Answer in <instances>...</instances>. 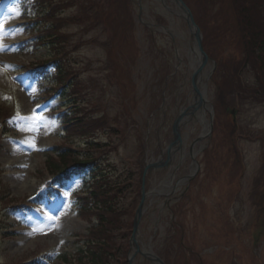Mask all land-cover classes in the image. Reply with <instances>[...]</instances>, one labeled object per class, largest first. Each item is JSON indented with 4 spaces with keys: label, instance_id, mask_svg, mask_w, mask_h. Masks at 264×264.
<instances>
[{
    "label": "rangeland",
    "instance_id": "1",
    "mask_svg": "<svg viewBox=\"0 0 264 264\" xmlns=\"http://www.w3.org/2000/svg\"><path fill=\"white\" fill-rule=\"evenodd\" d=\"M134 1L139 8H137L138 20L136 19L138 48L136 57L137 54L138 57L130 76L132 75L134 84L137 83L138 97H141V101H136L139 114L131 112L130 109L129 122L131 123L133 119V121H138V124H141L140 117H144L146 123L141 129L145 135H148V133L154 132L155 121L156 123L160 121L158 125L162 129L165 114L167 119L174 120L179 116L180 111L189 105L190 100L186 92L191 89L188 85L190 78H188L183 62L187 63L190 45L194 41L185 21L180 18V14L176 12L171 2L163 3L160 0ZM8 2L6 13L3 18H0L2 21V30L0 31V106L6 102L17 111L18 129L13 138L3 136L0 145L4 146L11 141L17 146L12 147V149L22 153L25 159L11 165L13 161L10 159L13 155H8L4 149L0 151V170L4 171L0 174V181L9 183V198H22L34 193L37 187H44L49 180L43 165L49 156L48 148L62 143L59 132V115L62 109L57 108V112L50 118L46 116L49 115V109L63 103H60L59 99L41 102L43 96L39 92L44 90L46 83L30 80L29 71L22 70L24 66L32 62L31 60L43 57L46 53L41 48L30 58H21L16 54L17 47L12 46L13 40L19 39L18 42H21L31 35L24 33L21 27L24 20L21 17V10L16 6L17 0H8ZM54 2L55 0H53ZM58 12L61 16L72 17L74 15L80 16L82 10L78 11L77 6H71ZM155 16L165 20L164 28H158L154 24L153 17ZM213 16L215 18L214 12ZM9 21L12 25L20 26L12 28V30L4 29L6 22ZM216 22L217 19L215 18L212 27L216 26ZM199 25L202 26L201 23ZM62 26L61 30L65 34L75 33V36L72 37L74 43L80 40L86 44L79 51L72 53L73 57L80 63L77 67L79 76L85 79L88 89L93 90L99 112L108 115L111 126L121 133L125 118H120L122 115L120 104L124 100V95L122 92H118V87L114 83L115 87L109 86V82L106 81L109 77L107 69L104 75L97 73L105 70L104 64L108 63L109 55H106L105 51L104 56L99 45H89L85 42L89 40L90 33L85 34L79 29L80 27H74V25L63 23ZM134 46V42L126 38L124 45L116 49V54L125 69L126 62L131 66L134 63L129 56ZM230 47L228 46V48ZM218 58L219 56L216 58L217 62ZM69 59L73 62L72 58ZM207 64L205 70L209 68L210 71L205 85L210 84L211 87L206 92L207 100L210 102L213 96V80L211 83L209 82L215 68L210 61ZM167 65L169 71L172 68L181 67L180 71L184 78L177 84L175 95L177 92L179 95L185 94V97L182 95L168 109L166 108L168 100L166 104H163L162 100L158 104L162 91L158 79L163 74L161 69L166 68ZM114 68L118 69L117 73L122 76L123 72L120 71V68ZM177 71L179 72V70ZM138 72H140L139 78L136 76ZM6 73L12 74L16 82L12 83L8 80V76H5ZM156 101L157 104H155ZM129 102L127 101V107L131 108ZM157 105L159 106L154 110ZM238 105L240 110L235 114L240 128L238 148L242 152L246 170L240 181L241 189L237 196V202L234 204L229 202V194L237 187L236 171L230 166L231 161L227 158V154L224 156V144L217 145V149L214 146L208 159L205 160L203 157L199 159L201 162L200 171L202 172L191 184L189 196L193 202H189L190 199H188L185 208L181 207V210L175 211L178 216L176 218V231L172 230L175 246H171V259L177 258L176 245L181 243L183 252L178 254L182 261H186V264H226L229 257L233 264H236L235 258L237 256L235 253L238 255V264H248L250 260L253 261L251 264H264V240L258 245V235L264 231V216L261 215L264 213V207L261 203L257 205V202L264 201V195L258 194L259 190L253 193L257 190L256 182L262 181L264 178V106H256L258 104L249 103L245 100H242V104L239 102ZM205 116L207 119V115ZM165 131L166 128L160 130L159 137ZM203 131L204 125L200 118L192 115L187 117L181 128L183 155L188 154L193 146L195 148L201 147L198 153L203 150L209 139L206 137L196 143V139L201 136ZM7 133L11 134L12 130L8 129ZM73 140L79 145L78 149L85 151L83 141L76 138ZM98 140L102 143H109L113 149L112 152L102 156L101 160H108L109 164L115 167L117 174L124 171L134 174V185L136 186L140 171L137 165L140 145L138 131L134 129L124 142L120 135H115L109 131L99 133ZM169 143L168 140L166 146ZM180 156L178 153L174 154L172 164L168 169L158 170L151 174L149 190L156 188L170 174H173V185L190 175L194 162H191L189 157L181 161ZM15 166H18V169H13ZM81 185H83V179H74L69 184L67 192L61 195L60 200L55 199L49 205L45 202L32 213L26 214L25 217L20 214H7V227L1 222L6 212L1 211L0 234L4 231L14 234L5 239H0V264L8 263L11 260L17 261L21 258L27 259L31 253L38 251L47 252L51 258L54 257L53 261H48L47 264H58L59 261L55 259L57 255L66 252L72 253L78 249L81 243L77 242V236L86 234L88 224L83 222L69 206L74 199V193L70 186L79 188ZM186 185L187 182L183 181V185L178 186L176 192L171 193L168 197L164 196L165 198L163 196L148 197L145 204L146 211L138 233V247H140L141 252L155 254L159 251L167 237L165 232L169 226L168 221H171L170 218L173 217L172 215L169 216L170 212L166 210L164 204L168 201L174 209L178 208L177 206L182 201H177L175 198L182 194ZM135 198L138 202L137 195ZM255 236L257 244L253 243ZM24 264H29V261ZM134 264L152 263L145 256L136 255Z\"/></svg>",
    "mask_w": 264,
    "mask_h": 264
},
{
    "label": "trees",
    "instance_id": "2",
    "mask_svg": "<svg viewBox=\"0 0 264 264\" xmlns=\"http://www.w3.org/2000/svg\"><path fill=\"white\" fill-rule=\"evenodd\" d=\"M75 1L64 0L61 5L64 3L71 5ZM183 1L191 9L201 13L202 17L195 13L198 19L196 21L197 23H202L200 27L204 33L206 32V39H209L206 43V49L212 57H220L223 54V49L231 46L230 48L240 58L243 57V60L250 66L251 70L262 74L258 78L259 83L257 86H244L236 72L240 61L235 56H231L223 62L225 73L219 75V80H214L215 104L217 109H222L220 112L222 119L221 117L217 119V125L213 132V142L216 145L224 144V156L227 154V158L231 161L230 166H232V169L234 168L236 172H240L242 169V158L232 146V140L235 139V127L230 121L229 124L227 122L224 123L222 127V120H225L224 117H226L223 110L229 103H233L235 95L240 99H248L252 102L264 101V0ZM59 2L54 5L52 0H36L37 6L40 7L37 8L36 13L38 23L33 26V29L38 32H47V37L43 39L49 41V46L53 51H51L52 58L58 57L53 49H58L65 41L63 35L55 31L56 27L54 25L57 21H60L54 14ZM87 6L89 11L96 10L97 17L95 20L97 25L99 21L107 25L110 22L117 24L119 14L122 15V33L126 36L130 34L133 27L131 0H85L84 3H80L82 10L87 9ZM212 11L217 19L214 27H210L212 25L210 19H215ZM207 17H210V19L206 22ZM47 38H50V40ZM41 43L42 41L39 42V44ZM49 58H51V55H49ZM67 70L61 64L57 65L53 80L55 84L54 90L64 83L69 85L70 81L69 87L72 94L79 97L75 92L74 83H72V80L78 83L75 74L71 70ZM69 96L72 97L70 94ZM73 98V102L76 103L75 100L77 99ZM79 104L77 103L73 107V114H68L64 117V123H72L71 126L66 128L69 134L94 135L98 130L108 126L109 118L107 116L103 115L92 120L86 115L89 112H93H88L86 108L80 107ZM67 113H70V108H68ZM227 125H230V131L226 134L225 127ZM73 154L68 148L57 149L58 160L57 162L51 161L48 163L49 173L51 175L57 174L65 167L76 165L78 159ZM125 190L127 188L123 184L111 181L108 176H101L91 186L86 187L80 199L78 211L84 217L94 216L96 225L89 230L84 244L78 250L62 255L61 261L63 264H126L127 246L124 247L120 242L129 237L132 224L127 221V217L132 216V212L126 202L127 197L124 196ZM167 232L171 233L170 229ZM170 238L172 241L173 236ZM168 242V240L165 241L164 250L161 253L164 252L163 258L170 262V255L166 250L169 246ZM174 264H183V261L178 257L175 259Z\"/></svg>",
    "mask_w": 264,
    "mask_h": 264
},
{
    "label": "bare ground",
    "instance_id": "3",
    "mask_svg": "<svg viewBox=\"0 0 264 264\" xmlns=\"http://www.w3.org/2000/svg\"><path fill=\"white\" fill-rule=\"evenodd\" d=\"M195 47L193 44L190 45V51H189V61H190V71L191 73H193L199 66V58L197 56V53L195 51ZM204 78H206V74L205 73H202L199 75L198 79H197V82H196V89L194 90V95L193 97L191 98V104L192 105H195L196 102L199 100V96L202 98V104L201 106H199V109L194 113V115L192 116H196L198 118H200V120L205 124V128H204V132L203 134L205 133L206 131V128H208V124L207 122L204 121V118H203V113H204V108L205 106H207V102L205 101V96H204V90H203V87H204ZM197 93H200L199 95ZM208 109V107L206 108V110ZM199 111V112H198ZM183 158H186V155H184ZM181 184V182L179 183ZM156 192V191H155ZM157 193V192H156ZM153 195V193H152Z\"/></svg>",
    "mask_w": 264,
    "mask_h": 264
},
{
    "label": "water",
    "instance_id": "4",
    "mask_svg": "<svg viewBox=\"0 0 264 264\" xmlns=\"http://www.w3.org/2000/svg\"><path fill=\"white\" fill-rule=\"evenodd\" d=\"M176 3L179 2V0H175ZM188 15V19L187 21L192 25V35H193V38L195 39V43L198 47V50H199V53L203 56V64H205V60H206V57L205 55L203 54L202 52V48H201V37H200V34H199V30L198 28L195 26V24L193 23V20L191 18V16L189 14ZM144 199H145V195H144V190L142 189L141 190V203L136 211V215H135V218H134V222H133V233H132V237H131V246L135 248V250L137 251L136 249V242H135V238H136V233H137V226H138V223H139V220L142 216V213H143V203H144Z\"/></svg>",
    "mask_w": 264,
    "mask_h": 264
}]
</instances>
